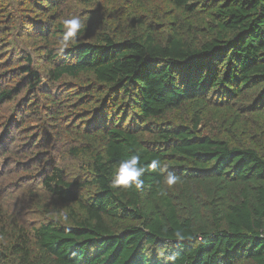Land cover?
Listing matches in <instances>:
<instances>
[{
	"label": "trees",
	"instance_id": "trees-1",
	"mask_svg": "<svg viewBox=\"0 0 264 264\" xmlns=\"http://www.w3.org/2000/svg\"><path fill=\"white\" fill-rule=\"evenodd\" d=\"M73 1L19 0L15 12L0 0V35L20 11L30 18L23 38L35 45L15 67L20 80L0 77V106L17 99L27 111L59 108L51 87L81 79L66 106L82 109V117L65 132L87 171L78 180L56 167L44 179L48 194L65 204L59 219L28 231L0 218V264H264V149L200 130L212 104L250 91L256 103L264 99V0L213 1L209 37L194 31L195 0H163L190 19L191 33L176 22L166 33L140 16L128 22L112 9L107 31L77 37L60 54L50 42L62 37ZM44 44L48 64L35 68L34 51ZM24 89L41 93L21 96ZM184 104L193 125L165 119ZM133 154L142 165L159 159L180 180L168 187L167 172H146L140 190L112 188L119 163Z\"/></svg>",
	"mask_w": 264,
	"mask_h": 264
},
{
	"label": "rangeland",
	"instance_id": "rangeland-1",
	"mask_svg": "<svg viewBox=\"0 0 264 264\" xmlns=\"http://www.w3.org/2000/svg\"><path fill=\"white\" fill-rule=\"evenodd\" d=\"M213 1L195 0L201 11L196 15L195 25L198 28L194 31L208 37L211 35L208 30L212 23L210 9ZM18 2L8 0L6 7L17 12ZM116 3L108 5L100 0H74L64 8L63 18H67L69 13L86 18V27L78 37L88 40L108 30L112 9H116V15L126 17L128 22L134 16H140L146 24L152 22L157 25L158 31L165 33L169 32L170 22L178 23L175 27L180 32H193L194 27L191 29L188 25L190 19L171 9L163 0H142L137 5L131 0H116ZM18 16L17 23L4 28L0 35V77L4 80L9 78L11 83L20 80L15 67L25 64L27 53L35 47L34 41L23 38L30 18L25 19L20 11ZM58 45L59 39H52L50 49L57 50ZM40 48L38 52L34 51L35 68L48 64L41 55L47 50L45 44ZM82 83L81 79L67 76L60 84L51 87L52 92L62 100L56 109H50L45 104L27 111L17 104V99L0 106V218L3 224L22 225L32 231L41 222L49 218L59 219L67 213L65 204L48 194L43 181L52 175L56 167L70 178L84 180L87 176L83 161L70 153L69 138L65 132L67 125H77L82 117V109L66 106L70 102L68 98L75 96L70 89ZM23 91L21 96L39 97L41 93ZM256 98L255 91H250L223 104H212L203 115L200 130L215 138L228 139L234 145L244 144L263 150L264 99L256 103ZM53 113L58 116L57 119L49 118ZM165 119L176 124L193 125L188 104L172 110Z\"/></svg>",
	"mask_w": 264,
	"mask_h": 264
},
{
	"label": "clouds",
	"instance_id": "clouds-1",
	"mask_svg": "<svg viewBox=\"0 0 264 264\" xmlns=\"http://www.w3.org/2000/svg\"><path fill=\"white\" fill-rule=\"evenodd\" d=\"M63 35L59 39L58 53L63 54L64 49L69 48L75 43L77 37L82 33L87 24V19L82 18L80 15L69 13L68 17L62 20ZM140 156L133 154L129 159L122 160L119 163L118 170L112 178L110 186L112 188L129 189L135 187L140 190L144 184L142 177L146 172L166 173L164 183L168 187H172L179 180L180 177L168 172V166L162 164L159 159H153L147 165L140 163ZM177 237L183 239L182 235L178 232Z\"/></svg>",
	"mask_w": 264,
	"mask_h": 264
}]
</instances>
